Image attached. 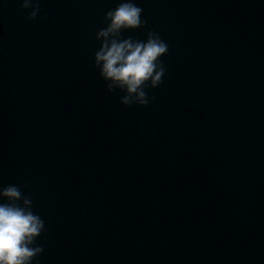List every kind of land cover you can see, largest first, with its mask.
<instances>
[{
	"label": "water",
	"instance_id": "1",
	"mask_svg": "<svg viewBox=\"0 0 264 264\" xmlns=\"http://www.w3.org/2000/svg\"><path fill=\"white\" fill-rule=\"evenodd\" d=\"M0 6V187L45 222L34 264H264V0H136L169 50L147 106L94 67L120 0Z\"/></svg>",
	"mask_w": 264,
	"mask_h": 264
},
{
	"label": "clouds",
	"instance_id": "2",
	"mask_svg": "<svg viewBox=\"0 0 264 264\" xmlns=\"http://www.w3.org/2000/svg\"><path fill=\"white\" fill-rule=\"evenodd\" d=\"M4 0H0L3 6ZM21 8L29 11L27 19L35 21L40 13V0H22ZM143 9L136 0H120L104 17L105 27L95 39L99 48L94 54V67L107 85V90L124 93L125 106H147V90L157 88L165 75L162 57L169 46L161 36L148 31L146 39L124 38L123 33L145 27ZM45 222L33 211V201L21 186L0 187V264H34L44 249L36 245Z\"/></svg>",
	"mask_w": 264,
	"mask_h": 264
}]
</instances>
